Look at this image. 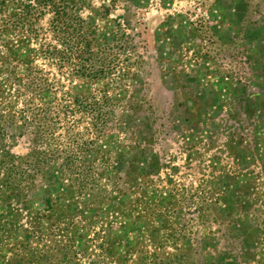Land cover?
<instances>
[{"label":"rangeland","instance_id":"rangeland-1","mask_svg":"<svg viewBox=\"0 0 264 264\" xmlns=\"http://www.w3.org/2000/svg\"><path fill=\"white\" fill-rule=\"evenodd\" d=\"M72 2L128 73L76 83L112 100L108 137L85 154L80 193L51 165L27 210L5 195L0 264L28 238L47 264L57 245L78 264H264V0ZM2 146L25 157L30 139Z\"/></svg>","mask_w":264,"mask_h":264},{"label":"trees","instance_id":"trees-1","mask_svg":"<svg viewBox=\"0 0 264 264\" xmlns=\"http://www.w3.org/2000/svg\"><path fill=\"white\" fill-rule=\"evenodd\" d=\"M92 37L72 0H0V76L9 88L0 91L2 204L7 203L4 197L8 193L21 204L22 211L27 210L33 181L46 175L51 165L59 167L74 193L86 187L85 154L108 137L114 108L105 91L83 95L76 83L108 81L112 87L128 73L123 67L118 71V50L112 53L118 44L94 48ZM21 46L29 53L27 57H22ZM121 47L125 52V46ZM45 95L53 99H42ZM18 132L30 139L25 157L13 155L10 146H2ZM5 208L12 216V206ZM3 213L0 210V222L5 218ZM32 224L29 222L30 227ZM1 229L0 233L9 232ZM29 240L13 250L4 264L51 261L49 252H32ZM70 248L56 246L55 264H78V255Z\"/></svg>","mask_w":264,"mask_h":264}]
</instances>
